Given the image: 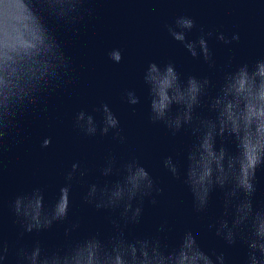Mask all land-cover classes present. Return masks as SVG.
Masks as SVG:
<instances>
[{"label":"clouds","instance_id":"obj_1","mask_svg":"<svg viewBox=\"0 0 264 264\" xmlns=\"http://www.w3.org/2000/svg\"><path fill=\"white\" fill-rule=\"evenodd\" d=\"M90 3L91 0H0V160L25 115L70 82L74 66L58 29L78 32L77 26L94 12L87 6ZM195 27L191 17L179 16L168 26V32L193 58L202 57L214 69L208 39L204 35L187 39L186 34ZM212 35L207 33V37ZM216 39L230 44L238 41L239 35L228 39L219 33ZM108 57L120 63L123 54L114 48ZM143 83L149 97V121L163 124L173 137L184 130L191 136L183 174L181 162L172 156L164 158L163 167L177 180L183 175L197 214L206 215L211 194L221 190L222 215L215 224L208 225L209 230L215 229V236L229 247L238 241L245 245L244 264H264V207H254L253 203L257 170L264 168V59L251 66L242 63L225 72L218 87L209 76L182 78L173 62H150L144 70ZM214 87L212 95L210 89ZM124 98L133 106L141 102L134 90L126 91ZM205 108L208 114L198 112ZM94 111L102 114L100 123L93 114L80 110L75 114V127L88 137L112 133L113 139L124 143L120 120L108 104ZM50 144L51 139L46 138L42 147ZM98 171L104 182L88 184L83 201L97 210L117 214L109 217L112 228L107 237L92 232L69 238L54 249L39 241L31 247L22 245L14 250L15 264H225L223 252L205 253L190 230L171 250L160 235L129 239L125 229L140 223L145 198L151 197V203L156 204L153 194L160 195L163 189L136 157L121 162L109 156ZM77 174L83 178L87 170L73 163L51 205H46L41 187L16 195L10 207L22 229L20 237L67 220ZM111 177L115 179H108ZM165 224L159 226L158 233L165 231ZM79 227V222L70 223L65 236L71 237ZM10 247L0 234V261L8 259Z\"/></svg>","mask_w":264,"mask_h":264},{"label":"water","instance_id":"obj_2","mask_svg":"<svg viewBox=\"0 0 264 264\" xmlns=\"http://www.w3.org/2000/svg\"><path fill=\"white\" fill-rule=\"evenodd\" d=\"M87 6L94 12L77 26L78 32L58 29L74 66L70 82L25 115L0 160V234L11 246L8 259L0 264H15V248L31 247L36 241L54 249L69 238H81L92 232L107 237L112 228L109 217L117 214L85 204L83 196L88 184L104 182L98 170L109 156L121 162L138 158L163 189L160 195L153 194L156 204L151 203V197L145 198L140 223L125 229L129 239L160 235L171 250L179 245L184 232L190 230L205 253L223 252L225 264H244L246 246L238 241L229 247L215 236V229L208 228L222 215V191L217 189L211 194L206 215L197 214L183 175L177 180L163 167L164 158L172 156L181 162L183 174L191 136L184 130L173 137L163 124L149 121V97L143 73L150 62L160 65L173 62L182 78L209 76L218 87L225 72L239 64L251 66L264 59V0H91ZM179 16H189L196 22V27L186 34L188 40L201 35L208 39L216 63L214 69L202 57L193 58L169 34L168 26ZM209 32L213 33L211 37H207ZM219 33L228 39L238 34L239 40L225 44L216 39ZM114 48L123 54L120 63L108 57ZM128 90L136 92L140 104L133 106L126 102L124 94ZM215 91V87L210 89V94ZM103 103L119 118L121 135L126 137L124 143L113 139L112 133L88 137L75 127V114L80 110L93 114L100 123L102 114L94 110ZM198 112L208 114L206 108ZM46 138L51 139V144L45 148L42 143ZM231 148L235 151L234 144ZM73 163H79L87 174L83 178L77 174L73 181L67 220L20 237L22 229L12 213L11 201L18 194L41 187L45 190L46 205L55 203ZM256 177L253 203L259 208L264 207V168L257 170ZM76 222L80 227L66 237L65 229ZM165 222V231L158 233L157 229Z\"/></svg>","mask_w":264,"mask_h":264}]
</instances>
